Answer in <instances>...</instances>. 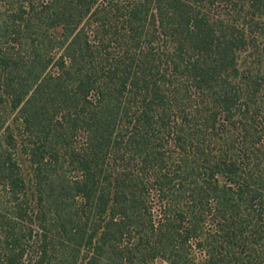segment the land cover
I'll use <instances>...</instances> for the list:
<instances>
[{"label":"trees","instance_id":"trees-1","mask_svg":"<svg viewBox=\"0 0 264 264\" xmlns=\"http://www.w3.org/2000/svg\"><path fill=\"white\" fill-rule=\"evenodd\" d=\"M264 264V0H0V264Z\"/></svg>","mask_w":264,"mask_h":264},{"label":"rangeland","instance_id":"rangeland-1","mask_svg":"<svg viewBox=\"0 0 264 264\" xmlns=\"http://www.w3.org/2000/svg\"><path fill=\"white\" fill-rule=\"evenodd\" d=\"M156 263H157V264H166L165 262L160 261V260H158Z\"/></svg>","mask_w":264,"mask_h":264}]
</instances>
